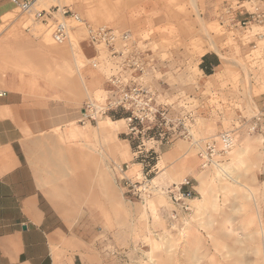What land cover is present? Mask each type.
Instances as JSON below:
<instances>
[{"label":"rangeland","instance_id":"obj_1","mask_svg":"<svg viewBox=\"0 0 264 264\" xmlns=\"http://www.w3.org/2000/svg\"><path fill=\"white\" fill-rule=\"evenodd\" d=\"M44 3L21 14L24 26H33L35 36L43 34L65 58V68L56 59L50 71L52 100L103 103L110 89L108 79L127 68L123 67L126 57L135 51L144 60L143 70L122 72L124 82L151 90L167 121L157 131L140 134L130 130L121 113L120 119L107 115L38 139L30 159L38 168L46 198L66 220L68 234L82 245L77 264H156L167 257L173 264H227L202 229L199 234L205 248L194 254L188 246L187 224L208 221H213L212 234L218 244L227 246L222 250L232 251L229 262L264 264V113L255 101L260 94L264 97V61L259 62L264 60V40L253 47L249 37L262 29L254 26L253 32H243L241 38L249 48L239 47L236 36L243 30L225 12L227 6L236 9L237 0ZM51 7L77 13L92 27L129 33L128 50L119 42L115 50L124 54L112 55L102 45L89 44L79 28L72 30L69 43L55 44L52 23L42 25L34 18L35 12ZM55 16L60 19L59 13ZM201 51L217 54L226 66L212 72L214 76H205L199 71ZM77 66L86 89L77 80ZM121 119V128L100 134L98 122ZM226 132L234 135V144L212 162L230 165L247 190L237 185L228 191L216 188L210 195L216 197L217 207L195 215L191 200L202 195L196 175L212 168V162L205 163L199 153L210 142L220 149L219 136ZM130 142L141 143L137 150L157 154L152 170L144 173ZM238 148L245 152L235 159L233 150ZM175 173L180 180L173 183ZM186 182L193 197L188 209L181 210L171 201L170 190ZM244 211L249 217H244ZM244 233H251V240L235 242Z\"/></svg>","mask_w":264,"mask_h":264},{"label":"crops","instance_id":"obj_2","mask_svg":"<svg viewBox=\"0 0 264 264\" xmlns=\"http://www.w3.org/2000/svg\"><path fill=\"white\" fill-rule=\"evenodd\" d=\"M43 2L36 5L44 7ZM21 13L13 0H0V264H77L82 245L68 234L66 220L46 198L30 152L42 135L80 124L83 104L51 99V68L56 59L59 66L62 60L65 68V58L43 34L35 36L33 26H24ZM235 16L236 21L243 20V10H237ZM251 28L246 32H253ZM260 28L249 36L253 47L264 40ZM243 32L236 38L239 47L247 50ZM206 55L211 54L201 56ZM214 57L201 58L199 66L203 63L212 72L226 66L220 56ZM199 71L205 76L216 73L207 75L200 67ZM76 74L86 89L78 66ZM261 82L258 80L259 85ZM256 98V108L264 113V97ZM173 151L177 155L176 149ZM79 158L83 160L82 155Z\"/></svg>","mask_w":264,"mask_h":264},{"label":"built area","instance_id":"obj_3","mask_svg":"<svg viewBox=\"0 0 264 264\" xmlns=\"http://www.w3.org/2000/svg\"><path fill=\"white\" fill-rule=\"evenodd\" d=\"M19 10L23 13L32 12L38 0H24L17 2L13 0ZM237 8L227 6L225 12L231 15V20L234 24L241 28L244 32L250 30L252 26H260L264 29V0H242L237 1ZM243 10V20L236 21L235 12ZM59 13L60 19L56 18ZM34 18L41 23L48 24L51 22V39L55 44L61 45L70 42V34L75 28L82 29L86 35V40L93 46H104L110 54H121L116 52L115 45L119 42L123 43L124 51H127V42L130 40V34L127 32H118L107 27H92L87 24L77 13L70 12L66 9L51 7L49 10L42 9L34 13ZM74 22L75 24H72ZM264 37V36H261ZM263 40V39H262ZM129 56V57H128ZM126 62L123 67H127L122 72L143 70V61L140 55L133 51L128 53ZM121 74L110 76L108 86L110 89L106 91L107 96L103 103L98 104L95 101H87L82 108V122L96 121L103 116H107L111 111L123 110L129 113L127 121L131 131H136L140 134L146 130L161 127L167 124L165 113L155 104V96L151 90L138 86L134 83L124 82ZM126 74V73H125ZM163 121V122H162ZM141 127L140 130L137 129ZM220 149L214 142L206 144L205 149L199 153V156L205 163H211L212 159L218 153H227L234 144V135L226 132L219 136ZM182 186L189 187V182L176 186L174 190H170L171 201L178 205L181 210H187V202L193 197L192 188L181 190Z\"/></svg>","mask_w":264,"mask_h":264},{"label":"bare ground","instance_id":"obj_4","mask_svg":"<svg viewBox=\"0 0 264 264\" xmlns=\"http://www.w3.org/2000/svg\"><path fill=\"white\" fill-rule=\"evenodd\" d=\"M40 1H42V0H38L36 2V4L39 3ZM43 4H44V2H43ZM211 47L214 48V45L211 44ZM200 55H203V51H201ZM123 124H124V120H122V119L117 120V121H110L109 120L108 122H102V123L98 122L97 127H98L100 134H105V133H111V132L115 131L116 129L121 128ZM244 152H245L244 148L235 149V150H233L232 157L236 159L239 155H241ZM234 174H235V172H234V170H232L230 165L218 164L217 162L213 161L211 169H209L207 172H201L196 176V180L198 183L197 189L202 193V195H201V197H198V198L191 200V202L194 204L195 215H200L201 213H204L206 211H210V210L217 207L216 197L210 195V192L215 191L216 188H218L221 191H228V190H230V188L232 186L237 185L238 187H240V189H242V190L246 189L247 190L245 183H241L240 181H238L235 178ZM174 175L176 177H172L173 183L180 180V178H179L180 174L175 173ZM238 209L240 211L242 210V208H238ZM243 213H244V217H246V218L249 217L248 216L249 214L246 211H244ZM225 222H227V220H225ZM212 224H213V221L198 222L197 224L192 225V226L187 224V227L185 228L187 230L186 234H187V238H190V241L188 240V242H187L188 246L192 249L191 252H193L194 254L199 253L201 248L203 249L204 246L202 247L203 243H202V239H201L200 234H199V229H202L205 232V234L207 235V237L210 239V242L212 243L211 246H213L214 250L217 251V253L220 255L221 259L225 258L227 264H232V262L228 261V258H230L232 251L224 252L222 250V249H227V246H225V245L222 246V245L218 244V241H216V236L215 235L213 236V234H212L213 233V229H212L213 225ZM221 224L223 225V223H221ZM226 225L227 224H225V226ZM230 225H232V223ZM220 229H222V228L220 227L218 229V231H220ZM250 236H251V233H248V234L244 233L241 238H239V237L236 238L235 242L241 243L242 240L248 239V238L251 240ZM207 248H209V247H207ZM159 258H160V256H159ZM154 259H155V257H154ZM151 260H152V258H151ZM156 264H173V262L170 261V257H167L164 260H162V262H158ZM210 264H217V263L212 262Z\"/></svg>","mask_w":264,"mask_h":264},{"label":"trees","instance_id":"obj_5","mask_svg":"<svg viewBox=\"0 0 264 264\" xmlns=\"http://www.w3.org/2000/svg\"><path fill=\"white\" fill-rule=\"evenodd\" d=\"M210 57V55H206L204 56L202 59L204 60L205 58ZM214 57V56H211ZM215 58V57H214ZM217 59L215 60V63H213V66L217 65ZM200 69H202L207 75L212 73V68L209 67H205L203 65V63L200 65ZM121 113H125V117L124 118H128L129 117V113L123 110H117V111H111L108 115L110 116V118L116 120V119H120L122 118L120 115ZM151 131H157V128H152L146 131L145 134L148 135V133H150ZM144 134V135H145ZM162 141L164 139H161ZM166 141V139L164 140ZM130 146L132 148V150H134V152L138 153V156L136 157V161L138 163H141L143 165V171L144 173H147L148 171L152 170L157 163V154L153 151V150H149L147 152H142L143 150H137L139 148V146H141L140 142L134 143V142H130ZM189 187L187 186H182L181 190L186 191L188 190Z\"/></svg>","mask_w":264,"mask_h":264}]
</instances>
